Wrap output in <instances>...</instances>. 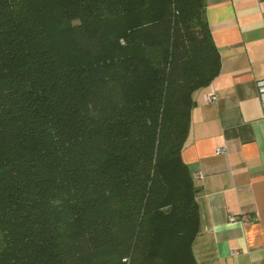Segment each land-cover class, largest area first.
Masks as SVG:
<instances>
[{
	"label": "trees",
	"instance_id": "trees-1",
	"mask_svg": "<svg viewBox=\"0 0 264 264\" xmlns=\"http://www.w3.org/2000/svg\"><path fill=\"white\" fill-rule=\"evenodd\" d=\"M219 72L205 0H0V264H196Z\"/></svg>",
	"mask_w": 264,
	"mask_h": 264
},
{
	"label": "crops",
	"instance_id": "crops-1",
	"mask_svg": "<svg viewBox=\"0 0 264 264\" xmlns=\"http://www.w3.org/2000/svg\"><path fill=\"white\" fill-rule=\"evenodd\" d=\"M220 72L193 92L181 159L200 188L196 264H264V0H205ZM214 92L217 100L208 103ZM223 148L224 153L216 150ZM232 216L248 223L229 221Z\"/></svg>",
	"mask_w": 264,
	"mask_h": 264
},
{
	"label": "built area",
	"instance_id": "built-area-1",
	"mask_svg": "<svg viewBox=\"0 0 264 264\" xmlns=\"http://www.w3.org/2000/svg\"><path fill=\"white\" fill-rule=\"evenodd\" d=\"M256 88H257V97L260 101V107H261V111H262V115H263V119H264V80H258L256 82ZM217 100V97L215 95L214 92H210L207 97H206V101L210 104V103H214ZM225 150L223 148H219L216 150L217 154H221L224 153ZM195 178H199V175H194ZM229 221L231 223L233 222H240V223H248L249 222V218L246 216L243 217H238V216H232L229 218Z\"/></svg>",
	"mask_w": 264,
	"mask_h": 264
}]
</instances>
